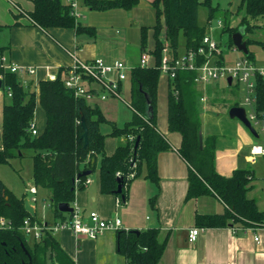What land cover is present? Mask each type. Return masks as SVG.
Wrapping results in <instances>:
<instances>
[{
	"label": "trees",
	"instance_id": "1",
	"mask_svg": "<svg viewBox=\"0 0 264 264\" xmlns=\"http://www.w3.org/2000/svg\"><path fill=\"white\" fill-rule=\"evenodd\" d=\"M31 1L32 10L18 12L19 15L27 16L31 24L42 29L73 28L77 33L94 34L92 27L82 26L77 21L72 14L70 3L66 4L62 0ZM83 1L93 11L113 8L130 10L139 2V0ZM151 4L155 9L156 22L152 27L154 47L150 53L154 56L155 62L152 66L137 65L131 68L129 105L133 109V116L122 126L109 122L98 107L88 105L84 98L75 96L72 90L66 88L62 78L64 70L54 80H41L37 93L23 86L16 74L0 68L1 89L6 92L9 88L11 93L10 101L3 105L2 111L0 163L9 162L16 156H23L25 149L32 151V178L36 185L49 189V206L54 222L71 216V213L61 212L58 204L63 202L73 204L75 190L83 188L89 174L78 175L83 171L93 172L98 158L101 192L114 194L121 201L127 199V183L141 173L143 166L146 178L158 182L157 154L171 148L156 125L157 87L161 74L157 66L166 44L173 56L181 54L179 52L181 37L184 39L183 52L197 50L202 45L207 28L217 17L222 20L221 33L227 34L228 47L234 46L232 35L239 28L244 29L243 38L247 46L244 57L249 60L253 61L254 56L248 49V44L262 43L246 38L245 35L261 22L264 26V0H240L237 13L242 10L243 14L234 26L230 23L231 13L228 10H221L217 4L213 5L211 0H151ZM200 4L207 7L204 25L197 21ZM5 27L7 26L0 25V33ZM146 38L147 28L142 27L143 50ZM3 50L4 47L0 46V56ZM197 61L203 62L204 57L198 56ZM195 76V71L179 70L174 78H169L168 130L181 135L177 152L188 167L186 199L214 195L225 205L223 213L196 214V227L230 226L252 229L262 227L264 211L257 207L255 199L247 196L249 183L254 178L253 170L237 168L230 176L220 175L215 169L217 136L214 134L202 136V146H199L202 120L198 102L200 93L194 81ZM254 82L255 111L261 114L264 113V77L256 75ZM120 85L121 82H118V88ZM145 94L150 101V110ZM37 101L45 112L46 121L41 132L31 134L28 127L34 121ZM233 105H238V102L231 106ZM82 118L85 129L81 123ZM103 122L110 125L108 134L100 130V124ZM85 131L86 142L83 135ZM107 135L126 137V141L118 145L110 155L104 151V140ZM118 179L121 184L120 193H117ZM24 200L23 195L14 194L0 179V217L5 220V223L0 225V264H73L72 259L49 231H45L41 240L27 239L22 231L24 220L26 218L32 222L41 220L26 211ZM117 233V248L125 257L126 264H157L164 243L157 240L156 227L118 230Z\"/></svg>",
	"mask_w": 264,
	"mask_h": 264
},
{
	"label": "crops",
	"instance_id": "2",
	"mask_svg": "<svg viewBox=\"0 0 264 264\" xmlns=\"http://www.w3.org/2000/svg\"><path fill=\"white\" fill-rule=\"evenodd\" d=\"M73 1L76 2L77 21L82 26L92 27L94 34L77 33L73 28L42 29L31 24L27 16L19 15L14 9L13 5H17L26 12L32 10L31 0H0V25L7 26L0 33V46L4 47L0 58L4 63L35 68L33 74L16 76L19 82L26 81V88L37 93L41 80H49L50 75L57 77L62 70L66 71L71 66L73 53L83 61L94 58H102L110 64L122 61L128 69L126 78L121 81L119 95L102 99L100 87L96 83H87L86 86L96 92L92 98L85 100L88 105L98 107L109 122L122 126L133 116V109L129 105L131 68L139 65L143 51L150 53L154 47L152 27L156 22L155 9L151 0H139L130 10L113 8L104 11L90 10L83 0H62L66 4ZM142 27L147 28L144 50L141 45ZM242 40L245 41L244 38ZM260 45L264 51V42ZM228 49L238 50L235 46ZM242 54L236 55L227 63L221 49L218 61L222 64H233L244 57V52ZM154 60L150 53L149 66L154 64ZM253 62L256 63L254 57ZM111 78L116 80V75L111 74ZM233 83L236 84L235 90ZM196 87L200 93L199 98L206 97L205 102L198 101L201 108V134L203 137L209 134L217 136L216 171L220 175L230 176L237 168L252 169L254 178L249 183L247 196L255 199L257 207L264 211V157L260 156L251 161L249 154L250 146L260 140L237 118H230L229 114L228 117L224 116L226 109L229 111L234 102H238L235 106H241L238 96L240 85L235 80L228 82L227 79H217L196 84ZM168 89L169 78L160 74L156 125L171 148L157 154L158 182L146 178L143 166L141 173L127 183V199L121 201L114 194L101 192L98 158L94 171L86 178L89 182L83 183V188L75 190L73 204L70 206L78 208L84 215L89 211H96L105 219L118 217L122 224L121 230L156 227L157 240L164 243L157 264H264V226L255 229L202 227L194 242L188 240V231L197 226L196 214L223 213L225 205L214 195L186 199L188 167L177 152L181 135L168 130ZM242 92L244 93L243 87ZM9 101L6 100L5 90L0 88V136L3 105ZM122 103L127 109L123 116ZM45 121V112L37 101L34 123L38 132L44 129ZM110 129L108 125L104 133L108 134ZM125 141L124 136L107 135L104 140L105 153L112 154L116 147ZM25 199L29 202V199ZM29 204L34 208L36 215L35 206L30 202ZM39 220L49 224L54 222L51 212L47 218ZM117 231L105 230L96 238L75 235L68 229L50 233L72 259L73 264H126L125 257L117 248ZM255 237H258V240H255Z\"/></svg>",
	"mask_w": 264,
	"mask_h": 264
},
{
	"label": "built area",
	"instance_id": "3",
	"mask_svg": "<svg viewBox=\"0 0 264 264\" xmlns=\"http://www.w3.org/2000/svg\"><path fill=\"white\" fill-rule=\"evenodd\" d=\"M72 14L78 17L76 12V2H71ZM16 12H22V9L13 5ZM221 54V47L218 42L210 35H205L202 39V45L197 50H187L178 56H173L169 52L167 44L163 48L162 57L159 65L157 66L161 74L166 75L172 79L179 70H191L196 72L194 81L197 84L208 83L212 80L227 79L235 80L243 87V100L241 107L245 110V116L259 138V142L253 143L249 148L250 160L255 161L257 157H264V113L258 114L255 111V82L256 75L264 77V63L256 64L249 60L247 57H242L235 61L233 64H222L218 62V57ZM198 56H203L204 61L198 63ZM72 64L63 73V82L66 88L73 91L77 97L84 98L85 100L92 98L95 95L93 88L87 87V83H96L100 87V98L104 99L108 96H118L119 88L118 82L126 78V64L122 61H115L107 63L102 58H94L89 61L79 59L74 53L72 54ZM150 53L143 51L140 56L139 65L149 66ZM0 68L14 74L24 75L26 73L33 74L35 68L30 66H23L14 63H4L0 58ZM116 75V80L111 78V74ZM56 77L49 76V80H54ZM2 80V75L0 74ZM21 84L26 86V81L21 80ZM10 97V89L5 92ZM200 102H205L206 97L201 96ZM245 106L250 107L247 112ZM28 129L31 134H37V129L34 121L30 123ZM119 176V173H117ZM89 180L85 179L84 183ZM37 192L36 186H31L28 189V194L31 200H35ZM117 203H119L117 201ZM73 209L70 212L71 216L65 220L46 224L45 222L31 221L26 218L23 222L22 231L25 236L33 240H41L45 231L54 233L58 230L68 229L75 235H84L89 238H96L105 230H121L122 224L118 217L112 219L102 218L96 211H89L84 215L78 208L71 206ZM5 220L0 217V225H3ZM201 228L192 227L188 231V240L194 242ZM258 240V237H255Z\"/></svg>",
	"mask_w": 264,
	"mask_h": 264
},
{
	"label": "rangeland",
	"instance_id": "4",
	"mask_svg": "<svg viewBox=\"0 0 264 264\" xmlns=\"http://www.w3.org/2000/svg\"><path fill=\"white\" fill-rule=\"evenodd\" d=\"M240 0H211L213 5L217 4L221 10H228L230 14V23L232 25L236 24L240 20L243 11L240 10L237 13V8ZM20 13V12H19ZM207 17V7L200 4L197 11V21L200 25H204ZM221 19L220 17L214 18L211 22L209 28H207V35H210L214 40L220 43L221 49L224 51V58L227 63L231 62L236 55H243L242 51L229 50L227 46V34L221 33ZM262 23V22H261ZM259 23L258 27H254L253 30L247 33L245 36L249 39L259 40L264 42V26ZM183 37L180 39L179 52L183 51ZM248 49L253 53L255 61L257 64L264 63V51L260 43H250L248 44ZM234 90H235V83ZM238 90V96L243 100L242 85H240ZM243 93V94H242ZM228 94V92H227ZM109 97V96H108ZM6 100L9 101L10 97L6 95ZM247 112L250 111V107L245 106ZM127 111L126 106L122 103L121 106V116ZM224 116L228 117V109ZM108 123H101L100 130L104 133V130L108 128ZM30 149H25L23 151V156H16L9 160V162L0 163V179L3 181L5 186L10 189L17 196H24L29 199V202L35 206L37 218H47L51 212L50 209V191L49 189L36 185L32 178V161H31ZM36 186L37 193L35 195V200H31L28 194V189L31 186ZM28 240L30 237L26 236Z\"/></svg>",
	"mask_w": 264,
	"mask_h": 264
},
{
	"label": "water",
	"instance_id": "5",
	"mask_svg": "<svg viewBox=\"0 0 264 264\" xmlns=\"http://www.w3.org/2000/svg\"><path fill=\"white\" fill-rule=\"evenodd\" d=\"M243 34H244V29L241 27L238 29L237 32H235L232 35V41L234 46L238 49L243 51L244 53H247V46H246V42L242 40L243 38ZM228 82H230L231 78H227ZM2 86V80L0 79V88ZM146 100H147V104H148V110L151 109L150 107V101L148 98V95L145 94ZM229 117L230 118H237L239 121H241L243 123V125L253 134V135H257L255 130L253 129V127L251 126V124L249 123V121L247 120L246 116H245V110L243 107L241 106H233L229 109L228 111ZM82 126L85 129V123H84V119L82 118ZM84 137H85V142H86V131L84 132ZM138 140L136 141L137 144ZM199 146H202V134H199ZM90 173V171H83L81 172L78 176L80 175H88ZM78 178V177H77ZM119 185L117 188V193L121 192V184H120V179H118ZM24 207L26 209V211L31 215L34 216L35 215V210L34 208L29 204L28 200H24ZM58 209L61 212H71L72 211V207L68 204V203H59L58 204ZM24 264V263H23Z\"/></svg>",
	"mask_w": 264,
	"mask_h": 264
}]
</instances>
